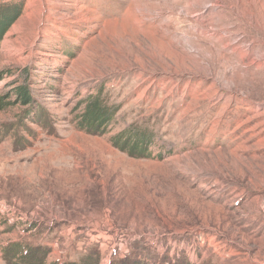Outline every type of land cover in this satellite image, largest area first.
Wrapping results in <instances>:
<instances>
[{"label": "rangeland", "instance_id": "374dc122", "mask_svg": "<svg viewBox=\"0 0 264 264\" xmlns=\"http://www.w3.org/2000/svg\"><path fill=\"white\" fill-rule=\"evenodd\" d=\"M21 3L0 43V264L24 241L46 264L138 247L264 264V0L0 8ZM98 92L118 112L92 135L78 125ZM132 125L155 133L151 157L112 145Z\"/></svg>", "mask_w": 264, "mask_h": 264}, {"label": "trees", "instance_id": "16d2710c", "mask_svg": "<svg viewBox=\"0 0 264 264\" xmlns=\"http://www.w3.org/2000/svg\"><path fill=\"white\" fill-rule=\"evenodd\" d=\"M23 10V3L15 6L0 8V43L10 27L18 20ZM23 104L27 105L31 101L28 89H20L17 94ZM0 98V110L5 109L9 104L3 103ZM85 109L80 116L78 129L92 135L105 134L114 121L118 108L109 105L102 92L90 96L86 100ZM40 115L39 122L43 120L40 111H35ZM38 121V120H37ZM46 122V121H45ZM41 124V123H40ZM155 133L144 126L132 125L129 129L122 131L119 135L111 139L112 145L118 150L128 154L133 158L151 157L150 148L155 142ZM136 248L122 260H114L111 264H192L189 258L179 255L171 257V249L166 248L165 252L152 254L148 247H144L142 252ZM51 250L42 246H32L27 242L13 243L3 250V262L5 264H46L47 257ZM101 253L97 251L87 252L78 262H60V264H101Z\"/></svg>", "mask_w": 264, "mask_h": 264}, {"label": "bare ground", "instance_id": "6f19581e", "mask_svg": "<svg viewBox=\"0 0 264 264\" xmlns=\"http://www.w3.org/2000/svg\"><path fill=\"white\" fill-rule=\"evenodd\" d=\"M201 21V20H200ZM202 22V21H201Z\"/></svg>", "mask_w": 264, "mask_h": 264}]
</instances>
